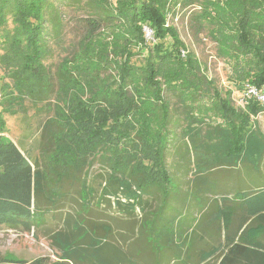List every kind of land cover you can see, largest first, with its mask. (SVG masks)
I'll use <instances>...</instances> for the list:
<instances>
[{
  "label": "trees",
  "instance_id": "1",
  "mask_svg": "<svg viewBox=\"0 0 264 264\" xmlns=\"http://www.w3.org/2000/svg\"><path fill=\"white\" fill-rule=\"evenodd\" d=\"M91 1L106 5L103 15L81 19L87 29L78 49L53 70L45 60L49 39L58 33L51 14L60 3L0 0V69L9 78L0 87V226L43 230L57 258L28 261L0 254V264H136L112 247V227L133 234L135 228H145L141 223L147 211L154 213L152 227L155 222L165 227L166 205L177 196L194 195L187 178L177 183L180 192L169 190L167 92L180 102L185 140L200 153V148L206 151L200 158L212 157L215 163L191 175H210L211 168L237 163L261 172L264 134L253 122L264 106L255 97L234 106L232 91L222 93L207 80L206 67L168 17L178 6L198 7L191 14L193 24L206 29L215 55L230 61L234 84L264 91V0ZM144 26L152 31L149 44ZM136 54L142 55L141 62H132ZM200 90L212 93L216 124L194 112ZM48 99H53L51 114L42 123L32 156L5 135L3 114H15L25 100L38 104ZM96 157L107 164L99 192L88 182ZM220 180L213 176L212 187ZM232 193L248 201L250 213L264 210V184ZM152 202L161 204L151 208ZM168 209L169 214L179 211ZM49 222L54 224L45 225ZM192 234L194 227L184 239ZM225 246L222 262L242 257L264 264V222L261 228L244 229Z\"/></svg>",
  "mask_w": 264,
  "mask_h": 264
},
{
  "label": "rangeland",
  "instance_id": "2",
  "mask_svg": "<svg viewBox=\"0 0 264 264\" xmlns=\"http://www.w3.org/2000/svg\"><path fill=\"white\" fill-rule=\"evenodd\" d=\"M51 1V0H50ZM55 3H60L59 11L54 10L52 16L55 18V30L58 33L49 39L51 47L50 53L45 62L53 69H56L57 64L65 56H71V54L78 49L79 40L82 38L86 31L87 24L85 23V17H99L103 15L104 3L94 2L91 0H52ZM114 5L115 0H108ZM198 7L188 6L181 9L179 6L173 11V16H169V23H172L178 30L181 39L199 58L202 65L206 67L204 74L207 80L219 89L222 93L228 89L231 92L232 104L236 107L241 106L242 98L241 92H243L244 86L238 88V85L234 84L233 78L235 75L232 73L231 63L228 60L218 58L215 55V44L210 40L206 34L205 28H197V25L193 24L191 14L197 11ZM58 10V9H57ZM109 23V22H106ZM105 26V24H104ZM11 27L10 20L8 21L7 28ZM147 44L152 40L151 36L146 37ZM4 50L0 46V54ZM142 55H134L132 62H141ZM9 78L3 74V69H0V87L4 83H8ZM195 101L193 102V109L195 113L199 115H207V121L212 124H216L219 120L214 115L213 97L211 91L200 90ZM166 98L170 100V117L168 128L171 130L168 139L169 149L168 154L165 156V162L167 170L170 175L169 190L173 193H178L179 188L177 183L179 181L192 180L194 174L192 172L199 168L206 169L215 163L210 157L205 160L206 156L200 158L203 149L196 150L192 148L189 141L183 137L186 127V120L175 93L167 92ZM254 97V96H251ZM2 94L0 91V109H1ZM53 99H48L42 103L34 104L30 100H25L22 107L17 108V112L13 115L4 113L3 117L6 122L7 132L5 135L13 140L20 148L26 149L30 155L36 154L38 138L40 135V128L42 123L51 114V106ZM5 106V105H4ZM212 119V120H208ZM264 120V111L255 117L253 125L256 128H261ZM205 125H201L204 127ZM203 140V139H201ZM261 162L259 163V165ZM262 167V166H261ZM264 168V165H263ZM107 164L105 159L96 157L88 170V182L95 187L99 192V182L103 180L106 175ZM264 173V171H263ZM256 168H251L248 163H237L230 168L222 167L216 169L208 175L207 181L211 182L213 176H220L222 181H225L228 188H231L232 192L243 190V188L251 189L254 186L264 184V174ZM188 175V177H186ZM185 176V177H184ZM175 178V179H173ZM210 178V179H209ZM97 192V193H98ZM96 195V193H95ZM71 204V198L66 199L64 206L66 208ZM54 223L49 222L52 226ZM40 234V235H39ZM54 254V249L50 246V242L43 230H23L12 229L7 225L0 226V254L8 258H23L32 259L38 256Z\"/></svg>",
  "mask_w": 264,
  "mask_h": 264
},
{
  "label": "crops",
  "instance_id": "3",
  "mask_svg": "<svg viewBox=\"0 0 264 264\" xmlns=\"http://www.w3.org/2000/svg\"><path fill=\"white\" fill-rule=\"evenodd\" d=\"M261 123L263 124L259 130L264 134V120ZM260 162L263 173L264 152ZM222 167L226 166L207 171L213 172ZM212 178L211 182L207 181L208 175L203 171L192 177L190 185L194 195L177 196L171 204L166 205V211L161 218L165 227L156 222L155 227H152L154 213L148 211L146 220L141 223L145 228H135L133 234L125 228L113 226L110 242L112 247L126 252L129 260L136 264H262L259 261L244 260L242 257L235 261H221L222 255L227 251L226 242L237 241L238 236L248 227H262L264 210L250 213L246 199L234 197L231 189L227 190L225 181H216L212 187ZM160 204L152 202L151 208ZM168 207H175L179 211L169 214ZM193 227L194 234L185 240V233L190 232ZM251 230L253 229L246 233ZM207 252L210 253L206 254ZM47 256L57 259L55 253Z\"/></svg>",
  "mask_w": 264,
  "mask_h": 264
},
{
  "label": "built area",
  "instance_id": "4",
  "mask_svg": "<svg viewBox=\"0 0 264 264\" xmlns=\"http://www.w3.org/2000/svg\"><path fill=\"white\" fill-rule=\"evenodd\" d=\"M143 31H144L145 37L151 36L152 38V31L148 27L144 26ZM243 92L244 93L241 97L242 98L241 106H244L247 99L250 98L251 96H254L264 106V91L258 90L254 88L253 86L245 84Z\"/></svg>",
  "mask_w": 264,
  "mask_h": 264
}]
</instances>
